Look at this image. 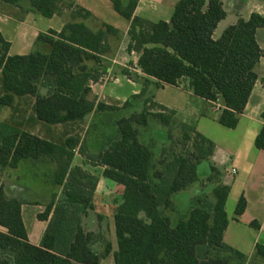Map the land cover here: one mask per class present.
<instances>
[{"label": "trees", "instance_id": "1", "mask_svg": "<svg viewBox=\"0 0 264 264\" xmlns=\"http://www.w3.org/2000/svg\"><path fill=\"white\" fill-rule=\"evenodd\" d=\"M24 0H0L21 6ZM63 0H31L32 10L45 18L61 15ZM114 10L130 22L127 52L139 54L138 68L143 79L140 96L147 93L150 80L178 86L188 82L195 96L212 103L222 102L219 123L236 129L240 117L259 81L256 71L264 50L257 33L264 29V16L252 13L240 18L214 37L228 13L223 0H180L169 22H150L135 16L140 0H109ZM71 19L58 33L40 34L38 48L28 55L9 56L11 45L0 33L3 56L0 58V109L12 108L17 98L33 97V111L38 121L47 125H66L84 121L93 112L118 108L98 103L92 98L91 84L103 79L104 73L87 63L100 66L111 53L110 36L120 31L102 24L92 30L84 21L93 17L84 8L68 4ZM123 74L136 79L129 70ZM43 91H46L44 94ZM140 114L117 122L119 138L110 139L97 155L88 152L79 137L55 143L33 135L11 122H0V172L16 169L22 161L49 158L57 165L54 193L39 218L48 226L39 246L30 243L22 216V200L11 198L0 177V264H101L112 254L109 245L104 257L95 249V233L87 232L84 220L95 211L94 198L99 179L74 167L75 150L93 165L105 168L104 177L123 186L122 200L114 222L117 251L115 264H260L264 246L257 245L254 259L248 263L244 254L224 242L229 219L226 203L230 187L219 184L213 190L215 203L209 198L196 199L187 219L175 226L165 215L173 209L172 196L199 181L198 166L213 156L215 144L188 124H181V136L169 133L170 150H164L158 161L153 150L140 141V127H147L150 117L170 127L175 112L148 98ZM131 105L127 101L123 108ZM159 112H153L154 109ZM264 122V112L261 115ZM181 144L184 148L176 152ZM256 147L264 151V125L256 138ZM210 181L220 177L211 167ZM247 208L242 196L236 208L241 216ZM252 226L259 228L257 222Z\"/></svg>", "mask_w": 264, "mask_h": 264}, {"label": "crops", "instance_id": "2", "mask_svg": "<svg viewBox=\"0 0 264 264\" xmlns=\"http://www.w3.org/2000/svg\"><path fill=\"white\" fill-rule=\"evenodd\" d=\"M65 1H68V3L74 2L75 6L92 13L93 17L84 21L92 30L98 31L100 29H95L93 26L94 22L100 21L102 24H108L120 31V39L117 40L116 44H110L112 51L102 58L103 61L100 66L94 62L87 63L89 69L99 67L104 73L101 81L91 84V97L96 98L98 103L115 106L118 109L105 112L95 111L82 122L66 125H47L37 120L32 106V116L26 122V124H29L26 131L42 139L52 141L48 137L52 131L59 133L58 131H62L66 127L76 129L78 125L85 126V134L81 140L82 142L85 141L88 152L97 155L105 150L110 139L119 138L117 122L143 112L146 99L150 98L156 104L174 111L176 115L170 127L164 126L154 117H150L147 127H140V141L153 150L156 161L161 157L163 151L168 149L166 147H169V150L171 148L169 133L171 132L174 135L176 132L174 135L176 138L181 136V124L194 127L198 133L215 144V150L208 161H204L198 166L199 181L186 190L174 194L172 196L173 209L165 210V215L171 219L172 223L174 219L177 224L182 218L187 219L189 217L196 199L207 197L214 204V188L219 184L229 186L230 194L225 208L229 224L224 233V242L244 254L248 263L251 262L256 255L257 245L264 246V151L259 150L255 144L256 138L264 125L261 119L264 112V75L258 72V69L264 65V58L257 66L256 71L259 75V81L254 88L245 112L240 117V123L236 129H229L219 123V117L223 111L222 102L212 103L195 96L186 81H181L178 86H172L149 78L151 82L145 97L132 100V98L142 94L143 79L148 77L137 66L139 54L135 52L131 54L126 52L125 54L122 50L124 47L127 50L129 44L130 22L114 10L113 4L109 0ZM179 1L140 0L135 16L154 23L159 21L169 22ZM244 1L247 2L248 0ZM0 3L8 10H0V33L11 45L9 56L28 55L34 51L35 47H43L42 45H39V47L36 45L39 35L46 34L51 30L60 33L66 22L70 20L68 17L71 15V10L67 8L63 10L61 15L49 19L32 10L30 6L25 7L23 2L20 7ZM223 3L228 13L225 19L227 20L232 15L226 8L225 0H223ZM113 11L123 18L126 23L112 25L107 16L114 17ZM252 13H259L264 16V12L259 11L251 12L247 17L235 16L234 23L231 25H235L240 18L248 20ZM44 19H47L48 22ZM224 21L219 24L218 29ZM228 27H225V29ZM217 30L214 35L215 38ZM120 40H122V43ZM257 40L264 50V29L258 31ZM122 59L132 61L129 71L133 73L134 77H137V80L130 79L123 74V71L128 69H120L117 66L123 65ZM24 98H17L16 102ZM31 98L35 102V99ZM129 100H131V105L123 108V105ZM153 112H159V110L156 108ZM89 129H91V134L89 139H86ZM74 134H78V130L76 133L71 131L67 135L59 134L58 138L62 136L65 141ZM60 141L56 143H60ZM158 149L160 150L159 156ZM203 163H207L209 169L207 173L201 175L200 166ZM73 166L81 167L85 172L99 179L94 198L95 211L89 214L88 219H98L97 214H101L98 211L99 208L105 207L103 203H109L108 200L111 193H114V188L121 190L120 200H122L124 187L105 178V168L93 165L88 161L81 154L80 147L75 150ZM212 166L220 172V177L215 181L209 180L212 175ZM56 169L57 165L46 157L41 160L22 161L18 168H7L2 171L8 196L24 202L22 216L30 243L35 246L41 244L48 226V221L41 220L39 216L44 214L46 206L51 202L52 193H58V188H60L54 187L49 179ZM183 193H185L184 197H182ZM242 196L247 201V208L243 215L237 216L236 208ZM120 202L116 203V207L119 206ZM114 217L115 214L112 218L113 221ZM87 218L84 220V226ZM254 222H257L260 227H253L252 223ZM114 223L113 227L115 229ZM117 249L113 248L112 253ZM258 262L264 264L263 260L259 259Z\"/></svg>", "mask_w": 264, "mask_h": 264}, {"label": "rangeland", "instance_id": "3", "mask_svg": "<svg viewBox=\"0 0 264 264\" xmlns=\"http://www.w3.org/2000/svg\"><path fill=\"white\" fill-rule=\"evenodd\" d=\"M30 1L31 0H24L23 5L25 7H28V6L31 7ZM68 4H69L68 1L63 0L62 3H60L59 7L64 10L67 8ZM225 5H226L227 10H229L230 14L232 15V17L230 16L219 27V29L217 30V34H216V39H218L222 35L223 31L225 30V27L230 26L232 23H234V17L235 16L247 17L248 15H250L251 12H257V11L264 12V0H248L247 2L244 0H225ZM6 8L7 7H5L4 5H1V3H0V10L8 11ZM21 12H23V10H21ZM113 14H114L113 15L114 17L107 16L108 21L110 23H112V25L119 24V23H126V21L123 18H121L119 15H117V13L114 12ZM69 18L71 19V17H68V19ZM44 20H46V22H48L47 19H44ZM93 26L95 29H99L102 27V23L100 21L94 22ZM120 37L121 36H118V37L110 36V38H109L110 44H113V45L116 44L117 40L120 39ZM120 41L122 43V40H120ZM263 45H264V43H263ZM124 48L122 50L126 54L127 50H126V48L125 49ZM34 50H38V48L35 47ZM40 50H42L43 52L48 51L47 48H45V47H40ZM3 53H4L3 52V46L0 44V58L3 56ZM122 60H123L122 64L125 66H123V65H117V66L120 69L124 68V69L129 70L130 63L132 61H130L128 59H122ZM114 71H115V69H114ZM114 71H113V73H114ZM258 72L262 73V75H264V65L258 69ZM43 93L45 94L46 91H43ZM1 95H2V89H1V75H0V96ZM33 105H34V100L31 97H27L24 99H19L17 102L15 101V104L12 108H10V107L1 108L0 109V122H11L13 124L20 126L21 129L26 131L29 127V124H26V122H27L28 118H30L32 116L31 111H32ZM77 130H78V134H74L72 137L77 136L80 139H83V136L85 134V126L82 127L79 125H78V128H76V129H74V128L71 129L69 127H66L64 130L58 131L59 133L52 131V133L49 134L48 137H50V139H52V142L56 143L59 140H61L60 141V143H61V142H64V140H63L62 136L60 138H58L59 134L67 135L71 131H74L76 133ZM90 132H91V129L88 130V132L86 134V139L87 138L89 139L90 134H91ZM175 133H174V135H175ZM166 148H168L167 150H169V147H166ZM183 148H184V145L181 144L180 146H178V148H176L175 151L181 152L183 150ZM157 152H158V156H159L160 150L158 149ZM208 169H209L208 164L203 163L200 166L201 175L203 173L204 174L207 173ZM0 177L3 181H5L3 172H0ZM49 179L53 184V175H51ZM54 187H55V185H54ZM58 190L59 191L57 194H61L62 189L58 188ZM121 193L122 192L120 189L118 190V188H114V193L113 194L111 193V197L108 200L109 203H107V204L103 203V204H105V207L102 209L99 208L98 211L101 214H97L98 219L97 218L96 219L95 218H91V219L87 218V221H86L85 226H84V228L87 232L92 231L95 233L97 241L94 244V249L102 257H104L106 250L108 249L109 245L112 246V250H113V248H118L117 247L116 233H115V229L113 227L114 221L112 220V218H113V216L117 210L116 203H119V201H121L120 200V194ZM52 195H53V193H52ZM184 196H185V193H183L182 197H184ZM181 203H183V202H181ZM105 216H106V218H105ZM114 225H115V223H114ZM172 225H174V226L176 225V222L174 219H173ZM0 230L3 231L2 228H0ZM101 264H114L113 253L110 254L108 257H104Z\"/></svg>", "mask_w": 264, "mask_h": 264}]
</instances>
